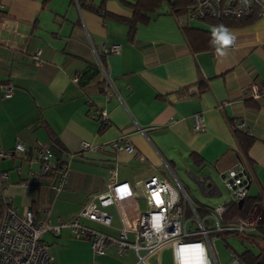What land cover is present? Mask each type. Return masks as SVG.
Returning a JSON list of instances; mask_svg holds the SVG:
<instances>
[{
    "label": "crops",
    "instance_id": "crops-1",
    "mask_svg": "<svg viewBox=\"0 0 264 264\" xmlns=\"http://www.w3.org/2000/svg\"><path fill=\"white\" fill-rule=\"evenodd\" d=\"M124 1L133 0H118L116 9L106 0L91 3L128 17L131 10ZM162 6L136 26L130 41L125 23L82 9L76 0H0V84L13 87L8 98L0 89V148L10 151L18 141L24 146L20 154L0 159V171L8 176L0 196L17 213L29 208L47 226H55L72 220L112 178L133 182L143 208V181L156 176L174 188L179 183L209 227L197 206L207 211L228 198L221 174L240 161L250 178L247 196L260 200L249 214L253 229L225 241L209 236L212 264H232L251 249L240 242L252 244L250 235L264 227V10L252 24L228 30L214 51L192 53L181 27L204 24L174 17ZM113 45L119 52H105ZM252 88L259 98L251 96ZM95 110H105L107 125L92 116ZM195 115L202 122L199 130L193 128ZM229 120L235 127L243 123L241 129L254 139L246 158ZM51 137L60 144L53 147L52 160L72 155L60 192L49 187L52 174H41L36 152L39 144H51ZM124 139L133 152L114 154L109 145ZM83 143L89 144L85 151ZM95 202L111 215V227L104 230L117 237L122 225L115 207ZM185 205L184 217L192 227L193 214ZM234 236L239 241L230 239ZM42 241L55 264L137 262L133 250L119 254L110 244L94 254L89 242L75 239L68 228L57 235L44 233ZM254 248L259 253L264 242ZM145 263L174 264L172 246L149 254Z\"/></svg>",
    "mask_w": 264,
    "mask_h": 264
},
{
    "label": "built area",
    "instance_id": "built-area-1",
    "mask_svg": "<svg viewBox=\"0 0 264 264\" xmlns=\"http://www.w3.org/2000/svg\"><path fill=\"white\" fill-rule=\"evenodd\" d=\"M167 7L174 5L176 0H163ZM192 9L184 16L187 20H199L205 17H241L246 14L253 4H260L264 10V4L260 0H188ZM264 12V11H262ZM230 40L228 45H232ZM107 53L119 52V46L113 45ZM40 51L34 56L35 64H39ZM3 98L12 95L13 87L8 84H0ZM251 96L259 98V92L252 88ZM99 119L103 125L108 124L105 110H95L92 115ZM195 130L202 127L198 115L193 116ZM241 129L243 123L236 125ZM89 144H81V150L85 151ZM114 154L122 151L133 152L131 143L124 139L121 143L112 142L109 145ZM24 151L21 142H17L10 151L0 148V159L14 157ZM41 174H52L53 180L49 187L55 192L63 191L66 187L68 167L67 162L71 154H66L65 161L52 160V149L49 143L39 144L36 148ZM7 173L0 171V191L7 180ZM222 184L228 192V198L212 209L206 211L205 219L211 222L207 227L202 218L196 214V207L190 202L187 194L177 183L172 187L166 181L152 176L143 181L144 207H140L136 201L133 182L117 181L114 178L108 184L107 189L101 193L90 195L79 212L69 222H58L55 226H47L39 217L34 215L29 208H24L19 214L7 201L0 196L4 209L0 217V264H55L49 253V248L42 241L44 233L59 234L62 228H68L72 236L77 240H87L94 254H102L106 245H113L119 254L133 250L137 256L135 264H146L145 258L166 244L173 248L174 264H212L209 255V236L213 233L230 232L239 237H244L253 229V223L249 219L235 217L230 222L223 223V215L227 206L238 205L247 196L249 174L245 166L239 161L226 169L222 174ZM37 182V179L34 181ZM103 207L112 204L120 218L121 229L117 237L106 232L105 228L111 227V215L102 210ZM189 206L192 211L193 222L190 227L184 217V206ZM189 224V227H188ZM131 233L133 239H129ZM144 253L140 254L139 251ZM232 264H239L232 260Z\"/></svg>",
    "mask_w": 264,
    "mask_h": 264
},
{
    "label": "trees",
    "instance_id": "trees-1",
    "mask_svg": "<svg viewBox=\"0 0 264 264\" xmlns=\"http://www.w3.org/2000/svg\"><path fill=\"white\" fill-rule=\"evenodd\" d=\"M262 2V1H261ZM78 6L82 9L91 10L99 14L102 18L106 19L108 17L115 18L128 26L129 40L133 41V34L136 31V26L140 23H146L149 20V15L158 11L163 0H133L132 2L124 1V4L131 10L130 16H120L114 15L108 11L102 10L103 6L95 7L91 0H76ZM264 4V2H262ZM192 9V4L188 0H176L174 5L169 7V13L174 17H180L186 15ZM260 4H253L249 11L242 15L241 17H219L211 18L205 17L199 19L203 28L191 27L185 25L181 27L182 35L184 40L192 53H199L203 51H214L218 46L222 44L223 38L226 32L230 29L242 28L252 24L261 15ZM220 26L227 29L226 32L220 30ZM199 86L204 88V82H200ZM249 104V103H247ZM229 125L232 130L234 140L242 153L246 158L247 152L250 146L253 144L254 139L247 136L244 130L236 128L233 120H229ZM51 149L53 147L60 146L58 140L51 137ZM260 200L258 198L246 196L242 203L238 206L236 204H231L227 206V210L223 215V223L230 222L235 217H240L242 219H249V214L251 209ZM4 209V204L0 201V217ZM198 212L200 214H206V209L202 206H197ZM190 214V211H187ZM220 237L222 240L230 235H236L230 232H219L213 233ZM237 236V235H236ZM252 241L251 243L257 247L259 242H264V227H257L256 234L250 235ZM262 254L264 250L259 253H254L251 249H246L243 253L237 255V261L241 264H264V259H262Z\"/></svg>",
    "mask_w": 264,
    "mask_h": 264
},
{
    "label": "rangeland",
    "instance_id": "rangeland-1",
    "mask_svg": "<svg viewBox=\"0 0 264 264\" xmlns=\"http://www.w3.org/2000/svg\"><path fill=\"white\" fill-rule=\"evenodd\" d=\"M94 1H95V3H98L100 0H94ZM127 1H131V0H127ZM106 3H107V6L109 8H113V9H116L117 7L121 6L120 3L118 2V0H106ZM167 8H168L167 5L164 3L162 6V9L166 10ZM195 22H197L199 25L202 24L200 21H195ZM107 206H105V208L112 210L111 209V207L113 208L112 204H109ZM113 212H115V211H113ZM188 226H189V224H188ZM230 239H234L236 241H239L236 236L231 237ZM240 243H242L247 248L255 249L254 246L252 244L248 243L247 241H241Z\"/></svg>",
    "mask_w": 264,
    "mask_h": 264
},
{
    "label": "clouds",
    "instance_id": "clouds-1",
    "mask_svg": "<svg viewBox=\"0 0 264 264\" xmlns=\"http://www.w3.org/2000/svg\"><path fill=\"white\" fill-rule=\"evenodd\" d=\"M220 30H222V31H224V32L227 31V29H224L223 26H220ZM226 42H227V41H226ZM241 203H242V202H241ZM238 206H239V204H238Z\"/></svg>",
    "mask_w": 264,
    "mask_h": 264
},
{
    "label": "water",
    "instance_id": "water-1",
    "mask_svg": "<svg viewBox=\"0 0 264 264\" xmlns=\"http://www.w3.org/2000/svg\"><path fill=\"white\" fill-rule=\"evenodd\" d=\"M241 204V202L239 203V205ZM262 259H264V255H262Z\"/></svg>",
    "mask_w": 264,
    "mask_h": 264
}]
</instances>
